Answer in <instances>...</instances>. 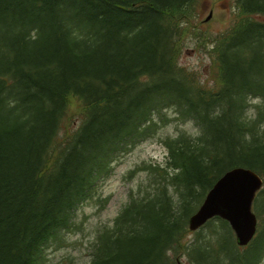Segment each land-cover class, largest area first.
Wrapping results in <instances>:
<instances>
[{"label": "trees", "instance_id": "trees-1", "mask_svg": "<svg viewBox=\"0 0 264 264\" xmlns=\"http://www.w3.org/2000/svg\"><path fill=\"white\" fill-rule=\"evenodd\" d=\"M196 4L0 0V264H50L112 163L170 119L196 132L160 138L163 160L143 164L145 183L93 230L83 264L258 263L261 231L239 253L225 221H187L225 171L264 181V0H234L230 26L203 45V82L177 61ZM72 97L83 119L59 142ZM253 210L264 228V188Z\"/></svg>", "mask_w": 264, "mask_h": 264}, {"label": "rangeland", "instance_id": "rangeland-1", "mask_svg": "<svg viewBox=\"0 0 264 264\" xmlns=\"http://www.w3.org/2000/svg\"><path fill=\"white\" fill-rule=\"evenodd\" d=\"M196 3L190 23L188 22V30L184 31L179 39L177 61L179 65L197 74L203 82L209 76L210 65L209 49L205 52L203 45L206 48L209 39L220 35L230 26V22L233 21L234 0H196ZM255 18L264 20L258 15H255ZM253 103H262V101L257 100ZM84 111L82 102L72 97L63 125L58 132L59 142H63L79 127ZM248 115L251 116L252 111H249ZM168 118H172L171 113ZM180 131L187 134L196 132L191 123L183 124L170 119L168 124L158 130L155 137L138 142L112 163L109 175L101 178L95 187L100 201L84 200L79 206L76 218L78 226L67 234L66 246H50L47 249L46 254L50 264H83L89 261V242L93 239V230L101 225L110 224L127 203L128 194L134 193L138 185L145 183L147 175L143 171V164L163 160L164 149L160 138L173 137ZM260 231L264 240V228H260L258 232ZM257 236L258 233L255 237ZM192 238L193 236L190 235L187 240ZM238 251L242 253L241 249ZM181 261L183 264L188 263L185 258H181ZM257 264H264V251Z\"/></svg>", "mask_w": 264, "mask_h": 264}, {"label": "water", "instance_id": "water-1", "mask_svg": "<svg viewBox=\"0 0 264 264\" xmlns=\"http://www.w3.org/2000/svg\"><path fill=\"white\" fill-rule=\"evenodd\" d=\"M261 184L260 177L250 169L235 167L226 171L190 216L189 229L196 230L210 218L218 216L230 224L237 245H246L256 230V217L251 205Z\"/></svg>", "mask_w": 264, "mask_h": 264}]
</instances>
